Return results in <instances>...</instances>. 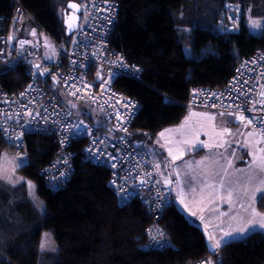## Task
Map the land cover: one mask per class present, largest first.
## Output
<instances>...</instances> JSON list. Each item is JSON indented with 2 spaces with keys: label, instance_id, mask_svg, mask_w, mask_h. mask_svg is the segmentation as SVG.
I'll return each instance as SVG.
<instances>
[{
  "label": "trees",
  "instance_id": "trees-1",
  "mask_svg": "<svg viewBox=\"0 0 264 264\" xmlns=\"http://www.w3.org/2000/svg\"><path fill=\"white\" fill-rule=\"evenodd\" d=\"M117 1L119 17L111 45L142 68L141 81L122 77L113 83L140 103L128 133L132 142L149 144L162 129L178 124L187 111L184 103L192 86L223 88L232 69L264 47V27L258 35L250 31L251 22H264V0ZM16 2L55 40H69L63 17L67 5L76 0H0V32L10 22ZM227 3L240 6V28L218 35L216 22ZM28 76L20 70L3 75L0 81L7 90L17 89ZM76 105L72 109L81 111V105ZM47 139L38 166L19 169L36 183L43 214L27 198L25 184L10 186L0 180V264H195L201 260L264 264V233L253 232L211 252L203 232L175 204L159 219L173 247L146 248L153 215L139 199L121 203L107 186L109 167L83 160L84 138H77L69 148L73 172L66 186L47 187L38 167L48 164L57 151L54 140ZM36 140L37 136L28 140L29 150ZM4 150L14 152L0 132V154ZM257 206L264 211V197ZM43 231L56 240V251H40Z\"/></svg>",
  "mask_w": 264,
  "mask_h": 264
},
{
  "label": "built area",
  "instance_id": "built-area-1",
  "mask_svg": "<svg viewBox=\"0 0 264 264\" xmlns=\"http://www.w3.org/2000/svg\"><path fill=\"white\" fill-rule=\"evenodd\" d=\"M76 2L80 6L79 23L66 43L44 32L16 2L10 22L0 32V78L20 70L29 76L17 89L7 90L0 81V132L14 153L22 158L28 157L27 142L34 134L57 137L60 146L54 157L39 168L47 187L52 190L63 188L61 177L68 174L60 170V165L69 162L72 142L84 138V149L91 163L109 167V185L116 189L121 203L139 199L144 210L156 217L173 205V197L161 187L147 140H129L128 133L140 106L136 99L125 96L113 86L122 77L141 81L142 73L140 66L129 62L122 51L111 45L119 3L117 0ZM239 18V7L227 3L218 20L219 28L237 29ZM32 30L52 41L51 50L56 55L53 62H40L45 44L30 34ZM235 69L237 78L244 77V83L233 81V89L225 85L220 90L192 86L186 106L214 111L232 119L243 116L241 120L264 137V49H256ZM92 72H101L104 78L91 81ZM52 80L60 85L49 84ZM43 82L48 83V87H44ZM73 104L81 105V111H73ZM90 108H96V113ZM84 112L87 114L83 115ZM157 230L163 233L159 244L152 240ZM146 232V248H162L167 244L165 232L156 219ZM208 262L201 260L195 264Z\"/></svg>",
  "mask_w": 264,
  "mask_h": 264
},
{
  "label": "rangeland",
  "instance_id": "rangeland-1",
  "mask_svg": "<svg viewBox=\"0 0 264 264\" xmlns=\"http://www.w3.org/2000/svg\"><path fill=\"white\" fill-rule=\"evenodd\" d=\"M257 22L260 27L250 23V31L255 35L264 27V22ZM30 34L45 44L40 62H53L56 55L51 50L52 41L34 30ZM92 111L97 110L92 108ZM47 142V137L38 136L27 158L7 150L0 154V180L10 186L25 184L27 198L41 214L44 202L37 195L36 183L22 176L19 169L24 165L37 167ZM148 147L161 187L175 193L176 205L183 209L182 213L214 237L210 243H215L224 233L233 234L226 243L239 241L253 232L264 233L258 226L244 233L237 231L249 219L264 217V211L257 206L264 197V137L251 130L244 120L188 107L182 120L162 129ZM204 195L212 199L218 196L220 202L232 197L233 212L195 210ZM253 210L259 215L253 217ZM231 222L234 225L230 226ZM39 247L42 253L54 252L58 245L49 231H43Z\"/></svg>",
  "mask_w": 264,
  "mask_h": 264
},
{
  "label": "bare ground",
  "instance_id": "bare-ground-1",
  "mask_svg": "<svg viewBox=\"0 0 264 264\" xmlns=\"http://www.w3.org/2000/svg\"><path fill=\"white\" fill-rule=\"evenodd\" d=\"M234 4V3H233ZM236 5V4H235ZM237 6V5H236ZM241 10V8H240V6H239V11ZM26 11V10H25ZM27 13H29L28 11H26ZM119 12V11H118ZM30 14V13H29ZM31 15V14H30ZM32 16V15H31ZM223 16V15H222ZM221 16V17H222ZM33 17V16H32ZM118 17H119V13H118ZM220 17V18H221ZM219 18V19H220ZM33 19H34V17H33ZM218 19V20H219ZM35 20V19H34ZM218 20H217V22H216V24H217V26H218V28L216 29V32H217V34L218 35H225V34H228V33H236V32H238L239 31V28H240V24H241V16H240V18H239V25H238V28L237 29H234V30H229V29H225V28H219V25H218ZM117 22H118V18H117V21H116V23H115V25H114V28H115V26H116V24H117ZM42 28V27H41ZM42 30L44 31V32H47L45 29H43L42 28ZM48 33V32H47ZM258 49H264V47H262V48H258ZM237 67V65L232 69V73H231V76L228 78V80L226 81V84L225 85H228L231 89H233V86L234 85H232L233 84V81H238L240 84H242V83H244L245 82V79H244V77L243 76H241V77H239V78H237V73H236V68ZM62 71H64L65 72V68H63L62 69ZM245 73H248V72H245ZM89 78H90V80L91 81H94V80H102L103 78H104V75L101 73V72H92L90 75H89ZM49 84H53V85H55V86H59L60 84H59V82H57V81H55V80H52ZM48 83H46V82H43L42 83V85L44 86V87H48V85H49ZM225 87V86H224ZM223 87V88H224ZM216 89H218V90H220V89H222V88H216ZM189 98V97H188ZM187 98V99H188ZM137 101V100H136ZM187 102V101H186ZM186 102L184 103V106L186 107V109H188V106H186ZM137 103H138V105L140 106V103H139V101H137ZM73 108V107H72ZM88 109V108H87ZM86 109V111H88ZM91 110H92V108H90ZM73 111H74V109H72ZM75 112H77V111H75ZM34 136H43L41 133H37V134H34ZM50 138L51 139H53L54 140V142L56 143V145L57 146H60V144H59V142H58V140H57V137L55 136V135H51L50 136ZM62 144H63V146H65L66 147V144L64 143V142H62ZM85 147V146H84ZM67 148V147H66ZM111 150V149H110ZM72 157L73 156H70V160H69V162L66 164V165H60V170H62L65 174H68V177H69V180L71 179V175H72V172H73V164H72ZM83 160H85V161H87V162H92V159L90 158V156L88 155V153H87V150L86 149H83ZM39 168H40V166L38 167V170H39ZM68 177L67 176H65V175H63L62 177H61V181H60V186L61 187H65L66 186V184L69 182L67 179H68ZM109 182H110V175H109V178H108V181H107V186L111 189V190H113L114 192H116V194L118 195V193H117V191H116V189L115 188H113L112 186H110L109 185ZM166 210V209H165ZM164 212V210H162L161 212H159L158 214H157V216L155 217V216H153L152 217V220H154V219H156L157 220V223H158V226L164 231V229H163V227L161 226V224H160V222H159V219H160V216H161V214ZM165 232V231H164ZM164 241L167 243L164 247H162V248H160V247H155V249L156 250H164V249H167V248H172L173 247V243L171 242V240L170 239H168L167 237H165V239H164Z\"/></svg>",
  "mask_w": 264,
  "mask_h": 264
},
{
  "label": "snow or ice",
  "instance_id": "snow-or-ice-1",
  "mask_svg": "<svg viewBox=\"0 0 264 264\" xmlns=\"http://www.w3.org/2000/svg\"><path fill=\"white\" fill-rule=\"evenodd\" d=\"M72 7H75V5H73ZM252 26L253 27H260V23L257 21H253L252 22ZM71 27V25H70ZM9 39H12V37H9ZM23 43V42H22ZM240 119H243V116L239 117ZM115 165H113L114 167ZM63 175V174H61ZM143 183V182H142ZM257 191H260V189H257ZM229 196H231V193L229 194ZM259 215L258 213L255 212V210H253V217ZM256 226H258L261 229H264V217H261L259 220L257 219H249L247 224L238 229L237 231L240 233H244L246 230H252L254 229ZM233 234L232 233H224L223 236L219 239L216 240L215 243H210L209 244V248L211 251L215 252L216 249L220 248L224 243H226L228 240H230L232 238ZM163 237V233L160 232L159 230L156 231L155 234L152 235V240L156 243H161L160 238ZM209 241H212L214 239V237L209 236ZM41 247H44V245L42 244ZM208 264H211V262L209 261Z\"/></svg>",
  "mask_w": 264,
  "mask_h": 264
},
{
  "label": "water",
  "instance_id": "water-1",
  "mask_svg": "<svg viewBox=\"0 0 264 264\" xmlns=\"http://www.w3.org/2000/svg\"><path fill=\"white\" fill-rule=\"evenodd\" d=\"M73 5H75V7H72ZM79 14H80V6L79 4L75 3H69L67 5L66 8V12L64 13V17H63V25L65 27V32L66 34L69 36L72 34V32L77 28L78 23H79ZM71 25V27H70ZM185 218L193 225L198 226V224H196L195 222L191 221L189 218H187L185 216ZM199 229L203 232V235L205 237V241H206V245L208 246V250H210L209 248V235L208 232L205 231L203 228L199 227ZM211 251V250H210ZM213 252V251H211Z\"/></svg>",
  "mask_w": 264,
  "mask_h": 264
},
{
  "label": "crops",
  "instance_id": "crops-1",
  "mask_svg": "<svg viewBox=\"0 0 264 264\" xmlns=\"http://www.w3.org/2000/svg\"><path fill=\"white\" fill-rule=\"evenodd\" d=\"M224 117H226V116H224ZM227 118H229V117H227ZM230 119H232V118H230ZM172 197H173V204L176 205L175 193H172ZM176 207L180 211L183 210V209L179 208L177 205H176ZM200 208L203 211L220 209V210H224V212H226V214H227L228 211L233 212V209H234V201H233V198L231 197L229 199L224 200L223 202H220V199H219L218 196L212 199L209 196L204 195L202 197V199H201L200 205H198V203H197V207H196L195 210H198ZM181 212H183V211H181ZM231 225H234V223L231 222L230 226ZM216 233L221 234L222 232L221 231H216ZM244 238H241V239H244Z\"/></svg>",
  "mask_w": 264,
  "mask_h": 264
},
{
  "label": "clouds",
  "instance_id": "clouds-1",
  "mask_svg": "<svg viewBox=\"0 0 264 264\" xmlns=\"http://www.w3.org/2000/svg\"><path fill=\"white\" fill-rule=\"evenodd\" d=\"M77 3V2H76ZM78 4V3H77ZM79 18H80V14H79ZM68 36V35H67Z\"/></svg>",
  "mask_w": 264,
  "mask_h": 264
}]
</instances>
